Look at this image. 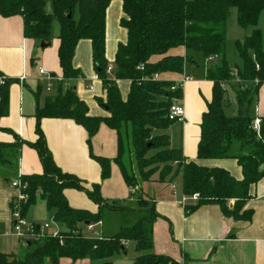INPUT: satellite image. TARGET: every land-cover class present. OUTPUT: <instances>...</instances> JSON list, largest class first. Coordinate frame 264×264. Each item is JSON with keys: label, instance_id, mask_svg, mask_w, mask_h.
Returning a JSON list of instances; mask_svg holds the SVG:
<instances>
[{"label": "trees", "instance_id": "obj_1", "mask_svg": "<svg viewBox=\"0 0 264 264\" xmlns=\"http://www.w3.org/2000/svg\"><path fill=\"white\" fill-rule=\"evenodd\" d=\"M47 2L51 3V11L45 8ZM120 2V26L126 38L117 44L109 75L105 50L110 0H0V15L20 16L23 36L38 44L42 42L43 47L50 43L52 21L56 19L60 24L57 56L62 77L44 103L36 106V140L26 142L10 129H4L13 135L14 142H0V162L10 161L9 156H14L13 151L22 144L36 151L42 173L19 177L25 188L21 190L22 198H12L10 210L25 218L28 209L41 199L47 210L53 212V220L64 227L57 237L46 234L25 239L22 256L0 252V264H58L61 258H88L90 264H113L125 254L128 242L133 243L136 252L133 264H181L169 255L153 251V224L159 214L153 199L138 188L139 179L170 182L180 175L183 194H198L193 204L184 206L186 214L202 205H217L227 218L251 219L252 211L244 208L251 198L249 190L264 177V138L258 139L251 129L258 90L264 83V32L258 27L264 0ZM231 8L236 9L237 25L249 29L241 40L234 41L239 62L233 68L226 57V26ZM82 39L90 41L93 67L104 87V97L96 98L104 115H91L74 88L64 85L82 76L72 63L76 45ZM181 49L184 54L179 52ZM193 53L200 54L204 62L211 58L204 75L212 82L211 99L201 115L196 159H233L241 169V179L224 168L202 166L185 158L181 145L171 146L170 137L164 132L175 123L168 118L169 107L182 96L181 85L166 75H181L186 63L197 65ZM0 79L3 117L8 114L9 85L15 80L1 72ZM117 80L130 82L124 99ZM42 89L45 88L39 84L35 95ZM229 90L236 103V111L231 115L225 112L230 104ZM42 118H66L82 126L87 133L89 156L100 166V178H108L110 164L115 163L132 190L129 195H137L136 207L127 206L124 200H106L100 194L99 184L87 188L78 177L63 172L46 145L40 128ZM102 123L116 132L117 154L112 159L95 156L91 151V139ZM66 188L84 192L97 205V211L71 207L63 195ZM105 210L142 215L110 236H83L81 225L101 221Z\"/></svg>", "mask_w": 264, "mask_h": 264}, {"label": "crops", "instance_id": "obj_2", "mask_svg": "<svg viewBox=\"0 0 264 264\" xmlns=\"http://www.w3.org/2000/svg\"><path fill=\"white\" fill-rule=\"evenodd\" d=\"M45 8L51 11V3L47 2ZM122 15L120 0H110L106 10L105 50L106 59L110 64L114 60L117 44L126 38L124 28L120 26ZM261 19L263 22L260 27ZM258 26L264 32V13L259 18ZM59 31L60 24L54 19L51 25L50 43L41 47L35 40L23 36V20L20 16L0 15V72L2 76L15 80L9 85L8 114L0 117L1 143L14 142L13 135L4 129H10L26 142L36 140L34 131L36 106L42 105L45 98L52 93V90L42 89L37 96L35 95L39 84L44 88L38 69L42 68L53 76L62 77L57 56ZM179 52L185 53L184 49ZM72 63L75 68L81 70L82 76L66 81L64 85L74 88L78 97L88 106L91 115H104L105 111L99 106L96 98L104 97L105 91L93 67L89 40L78 41ZM203 63L202 71L199 70V66L197 72V65L186 63L181 75H166L176 83L181 81L183 74L191 78L183 82L182 96L176 101L184 107L186 123H172L167 134L171 146L181 145L185 158L196 160L202 166L224 168L236 179H241V169L233 159H196L201 115L212 95V82L204 75L206 61ZM192 71L196 73L194 78L190 76ZM21 75L25 76L23 82L19 81ZM116 83L124 99L130 82L117 80ZM255 108L264 117V83L258 90ZM40 128L55 164L63 172L75 175L87 188L92 184H99L100 194L106 200H124V204L130 200L129 193L132 190L127 187L115 163L110 164V176L103 180L100 178V166L89 156L86 144L87 133L82 126L71 119L42 118ZM7 150L10 155V149ZM91 151L95 156L114 158L117 154L116 132L105 124H100L91 139ZM13 152L15 155L9 156L10 161L0 162V232L6 234L11 233L12 220L16 217V214H12L9 203L12 198L18 196V189L13 187L11 182L21 175L42 173L40 159L33 148L22 144ZM178 179L174 182L173 180L150 181L138 184V188L153 199L155 210L159 214L153 224L152 240L155 253L169 255L181 264H264V177L250 187L251 198L244 207L252 211L249 221L227 218L217 205H202L186 214L184 206L180 204L184 196L180 175ZM63 195L73 208L85 209L93 213L97 211V205L82 191L66 188L63 190ZM188 203L193 204L190 201ZM35 204L31 207H35ZM38 207H44L45 211H48L45 202L41 199ZM112 212L120 214L117 211ZM27 216L26 213L25 219ZM51 220L53 222L50 228L56 224L61 227L60 231L64 230L61 224L53 220L52 215H47L45 223ZM121 226L130 225L116 223L108 230L103 215L101 229L97 231L99 236L93 238L110 236ZM81 232L83 236L88 237L83 233L82 228ZM135 255L133 243L128 242L125 254L116 258L113 264H133ZM58 264H90V260L82 258L72 261L69 258H61Z\"/></svg>", "mask_w": 264, "mask_h": 264}, {"label": "rangeland", "instance_id": "obj_3", "mask_svg": "<svg viewBox=\"0 0 264 264\" xmlns=\"http://www.w3.org/2000/svg\"><path fill=\"white\" fill-rule=\"evenodd\" d=\"M262 22H263V19L260 20V23H259L260 27H261ZM248 32H249V29H243L237 25L235 9L231 8L230 14L227 20V38H226V57H227L229 66L231 68H233L234 65L239 62V58L237 56L236 49L234 46V41L241 40L243 38V35L247 34ZM193 54H194V59L197 63L196 71L198 72V66H199V70L202 71L203 66H204L202 57L198 53H193ZM190 76L194 78L196 76V73L192 71L190 72ZM228 94H229L228 96L230 99V104L225 108V112L226 114L231 115L236 111V103H235L234 95L230 90ZM164 132L169 133V130L166 129ZM134 170L136 171L135 166H134ZM174 180L178 181L179 180L178 176L174 177L173 182ZM139 183H141L140 179H139ZM129 199L130 200L126 202V205L132 208L136 207L137 195L133 194L130 196ZM38 204H39V199H37L35 207H31L28 210L27 212L28 216L25 220L29 223H33L35 226H42L46 221L47 215H52L53 212L45 211V208L38 207ZM33 210H35L34 213H33ZM29 212H31L30 216H29ZM141 215L142 214L139 212H132V211L131 212L123 211L120 214H115L112 211L105 210L104 211V224L106 225L108 230L112 228L116 223L121 224V225H131L132 223H135V221ZM81 228L83 229V233L87 235L88 237L99 236V233H97V231L101 229L100 224L99 225L96 224L94 227V230L92 231L90 230L89 232L86 231L88 229H86L85 224H82ZM57 230L60 231L61 227L59 225L53 224L51 228L47 230L46 232L50 233V232L57 231ZM0 235H1L0 236L1 237L0 238V251L6 252L7 254H14L16 256L17 255L22 256L24 254L25 245H26V242L24 239H19L18 237H16L15 235L11 233L6 234L3 232H0Z\"/></svg>", "mask_w": 264, "mask_h": 264}, {"label": "built area", "instance_id": "obj_4", "mask_svg": "<svg viewBox=\"0 0 264 264\" xmlns=\"http://www.w3.org/2000/svg\"><path fill=\"white\" fill-rule=\"evenodd\" d=\"M211 58H208L206 60V63L208 61H210ZM256 67H258L256 65ZM112 71H113V66L112 64H109L106 68V73L109 75H112ZM38 73H39V77L40 79L44 82V88L46 91H51L54 87V85L58 82L61 81V78L53 76L52 74H50L49 72L45 71L42 68L38 69ZM154 78H157V76L155 75ZM25 79L24 75H21L19 77V81L23 82ZM191 79L189 76H186L183 74L181 81L178 83L179 85L182 86L183 82ZM3 80L0 79V83ZM168 118L170 120H174L175 122H179V123H186L185 120V115H184V107L178 103V102H174L173 104L170 105L169 107V112H168ZM251 129L252 131L255 133V136L260 139L263 140L264 138V120H263V116H261L255 108V114L254 117L252 119L251 122ZM11 185L15 188L18 189V198H22V194H21V190L25 188V184H22L20 181V178L17 177L15 178L12 182ZM198 199V194L197 193H193L190 196H183L181 198L180 204L182 206H185L189 201L194 203L196 200ZM53 221L51 220L50 222H46L44 223L42 226H37V229L34 228V224H30L28 223L25 218H22L20 216H18L16 214V217L14 220H12V224H11V234L15 235L16 237H18L19 239H27V238H39L42 237L43 235H49L51 237H57L59 231H53V232H46L49 228H50V224ZM96 224H101V221H98L97 223H91V224H87L86 228L88 230H92L94 228V226Z\"/></svg>", "mask_w": 264, "mask_h": 264}, {"label": "water", "instance_id": "obj_5", "mask_svg": "<svg viewBox=\"0 0 264 264\" xmlns=\"http://www.w3.org/2000/svg\"><path fill=\"white\" fill-rule=\"evenodd\" d=\"M40 46L43 47V43L42 42L40 43ZM227 101H229V98H227ZM85 224L87 225L88 222H85Z\"/></svg>", "mask_w": 264, "mask_h": 264}]
</instances>
